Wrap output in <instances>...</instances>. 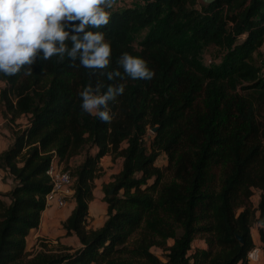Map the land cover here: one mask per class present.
<instances>
[{"label": "trees", "instance_id": "obj_1", "mask_svg": "<svg viewBox=\"0 0 264 264\" xmlns=\"http://www.w3.org/2000/svg\"><path fill=\"white\" fill-rule=\"evenodd\" d=\"M143 1L114 10L99 29L112 48L106 69L53 56L27 74H0L4 118L27 119L0 154V170L15 182L0 193V264H249L257 212L264 220V70L254 59L264 44V0ZM210 47L220 51L213 65L204 59ZM124 51L143 57L153 78L101 74L122 72ZM98 82L125 83L109 101L108 122L80 108L78 93ZM105 155L121 158L122 168L103 187L107 219L88 229ZM54 157L71 171L75 207L63 228L81 247L32 255L27 237L45 210ZM195 239L207 247L192 250ZM260 240L264 250V227Z\"/></svg>", "mask_w": 264, "mask_h": 264}, {"label": "clouds", "instance_id": "obj_2", "mask_svg": "<svg viewBox=\"0 0 264 264\" xmlns=\"http://www.w3.org/2000/svg\"><path fill=\"white\" fill-rule=\"evenodd\" d=\"M114 0H0V74L12 76L22 69L25 74L38 59L53 56L76 61L93 71L110 64L111 44L101 26L111 17ZM96 29V30H93ZM119 69L103 72L107 79L125 77L149 81L155 70L141 56L124 51ZM104 89V90H102ZM125 91V83L88 84L78 93L82 111L111 121L109 101Z\"/></svg>", "mask_w": 264, "mask_h": 264}, {"label": "crops", "instance_id": "obj_3", "mask_svg": "<svg viewBox=\"0 0 264 264\" xmlns=\"http://www.w3.org/2000/svg\"><path fill=\"white\" fill-rule=\"evenodd\" d=\"M138 5L143 4V0H136ZM4 83L0 84L1 88ZM27 119L22 116L18 118L14 123L10 122L8 119L4 118L2 114V109L0 107V154L5 151L14 141V132L21 126L22 128L26 126ZM20 125V126H19ZM97 149H93L94 154ZM80 160H75L79 163L82 160V155H78ZM73 157L69 160L68 165L73 166ZM65 164L64 162H62ZM76 163V164H77ZM99 165L102 169L101 174L94 179V189H93V199L89 203V215L87 218V228L97 229L100 228L105 220L107 219V204L104 201V209L106 216L99 221L96 211L91 209V204L95 201L96 191L99 190L103 193L104 200V185L109 184L113 181V178L118 174L122 168V159L118 158L115 161L112 159L111 155H105L99 160ZM15 182L12 177H10L5 171L0 170V193H8L14 186ZM4 202L9 203L7 197L2 198ZM75 207L74 197L68 199L67 205L63 208L57 207L56 204L45 208L42 213L40 224L36 229L31 230L29 236L27 237V247L26 250L35 255L39 251L47 252H60L63 247L70 248V251H74L81 247V243L77 236L67 235L63 228V223L72 213ZM93 219V220H92ZM92 220V221H91ZM207 245L202 239H195L192 244V250L196 248H206Z\"/></svg>", "mask_w": 264, "mask_h": 264}, {"label": "rangeland", "instance_id": "obj_4", "mask_svg": "<svg viewBox=\"0 0 264 264\" xmlns=\"http://www.w3.org/2000/svg\"><path fill=\"white\" fill-rule=\"evenodd\" d=\"M126 6H139L136 0H114V7L110 10L111 13L119 8H123ZM219 55L220 51L216 47H210L206 50L204 54L205 63L207 65H213L215 62L219 61ZM255 63L264 70V44L263 46L254 54ZM211 61V62H210ZM1 84V83H0ZM153 132L149 130L148 136H147V143L149 145L151 140V135ZM75 160H80V157H76L73 160V166L77 163ZM156 164L159 167H164L167 164V156L166 154H161L156 161ZM65 165V164H64ZM70 166V165H69ZM72 167V166H71ZM260 194L261 192L259 190H255L254 194L251 198L252 203L254 206L258 205V202L260 200ZM103 193L99 190L96 191V196L94 197L95 201L91 204V209L93 211H96L97 217L99 218V221H101L106 214L104 209V200H103ZM93 220V219H92ZM91 220V221H92ZM88 221V220H87ZM264 227L262 222L259 220V213L257 212L255 221L251 227V235L254 242V247H257L260 249V257L257 261H250L249 264H264V250H263V244L260 240V229ZM153 251L158 255L161 259H164L162 252L158 248H153Z\"/></svg>", "mask_w": 264, "mask_h": 264}, {"label": "built area", "instance_id": "obj_5", "mask_svg": "<svg viewBox=\"0 0 264 264\" xmlns=\"http://www.w3.org/2000/svg\"><path fill=\"white\" fill-rule=\"evenodd\" d=\"M211 62V61H210ZM152 131V130H151ZM47 175L50 178L51 190L46 195V207L56 204L57 207L63 208L67 205L68 199L73 196V178L71 171L62 162L54 157L47 170ZM260 249L254 247L248 253V262L259 259Z\"/></svg>", "mask_w": 264, "mask_h": 264}, {"label": "water", "instance_id": "obj_6", "mask_svg": "<svg viewBox=\"0 0 264 264\" xmlns=\"http://www.w3.org/2000/svg\"><path fill=\"white\" fill-rule=\"evenodd\" d=\"M202 2H204V3H211V2H213L214 0H201ZM155 130H156V128H154V129H152V132H155ZM262 224L264 225V220L262 221ZM238 237V239L240 240V241H243V238L242 237H240V236H237Z\"/></svg>", "mask_w": 264, "mask_h": 264}, {"label": "bare ground", "instance_id": "obj_7", "mask_svg": "<svg viewBox=\"0 0 264 264\" xmlns=\"http://www.w3.org/2000/svg\"><path fill=\"white\" fill-rule=\"evenodd\" d=\"M259 257H260V255H259Z\"/></svg>", "mask_w": 264, "mask_h": 264}]
</instances>
